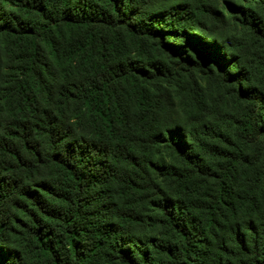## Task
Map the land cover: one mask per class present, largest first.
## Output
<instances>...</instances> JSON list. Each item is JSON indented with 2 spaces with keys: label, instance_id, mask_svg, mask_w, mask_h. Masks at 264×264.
<instances>
[{
  "label": "trees",
  "instance_id": "1",
  "mask_svg": "<svg viewBox=\"0 0 264 264\" xmlns=\"http://www.w3.org/2000/svg\"><path fill=\"white\" fill-rule=\"evenodd\" d=\"M0 264H264V0H0Z\"/></svg>",
  "mask_w": 264,
  "mask_h": 264
}]
</instances>
